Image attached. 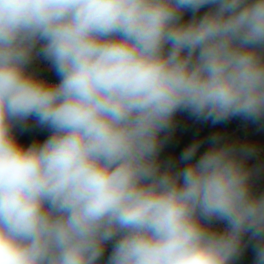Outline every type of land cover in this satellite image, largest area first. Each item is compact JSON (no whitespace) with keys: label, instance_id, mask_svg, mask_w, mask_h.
I'll return each mask as SVG.
<instances>
[{"label":"clouds","instance_id":"1","mask_svg":"<svg viewBox=\"0 0 264 264\" xmlns=\"http://www.w3.org/2000/svg\"><path fill=\"white\" fill-rule=\"evenodd\" d=\"M178 113L264 121V0H0V264H264L256 149Z\"/></svg>","mask_w":264,"mask_h":264},{"label":"trees","instance_id":"2","mask_svg":"<svg viewBox=\"0 0 264 264\" xmlns=\"http://www.w3.org/2000/svg\"><path fill=\"white\" fill-rule=\"evenodd\" d=\"M187 18V17H186ZM44 79L49 82H58V77L53 69L45 71L40 74ZM262 122H253L249 120L242 119L240 117H235L227 121L219 122L213 124L211 121L197 120L195 117L188 118L186 122V128L184 134L179 138H174L169 135L161 151V159L163 160H173L179 164V158L181 153L190 144L197 141H201V148L197 155L202 153L209 146V137L220 136L226 137L236 131H239L242 127L251 124H259ZM17 136L21 143L31 144L34 141H43L50 134L47 130L35 126L34 121L29 122V127L24 130L17 129ZM250 165V164H249ZM257 191H264V187H255ZM110 251V248H109ZM107 252L105 258L107 257ZM235 264H255V251L251 244L243 251L241 256L235 261Z\"/></svg>","mask_w":264,"mask_h":264},{"label":"rangeland","instance_id":"3","mask_svg":"<svg viewBox=\"0 0 264 264\" xmlns=\"http://www.w3.org/2000/svg\"><path fill=\"white\" fill-rule=\"evenodd\" d=\"M34 67L38 69L40 74L51 70L50 66L44 61L38 62ZM190 117L192 116L188 113L177 114L171 132L174 138L177 139L184 134L186 122ZM223 139L237 145H249L256 149L255 154L249 159L248 163L258 170L255 177V187H264V123L246 125L239 131L223 137Z\"/></svg>","mask_w":264,"mask_h":264}]
</instances>
